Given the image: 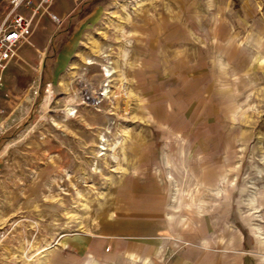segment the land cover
<instances>
[{
    "label": "rangeland",
    "instance_id": "374dc122",
    "mask_svg": "<svg viewBox=\"0 0 264 264\" xmlns=\"http://www.w3.org/2000/svg\"><path fill=\"white\" fill-rule=\"evenodd\" d=\"M52 8L0 87V264H264V0Z\"/></svg>",
    "mask_w": 264,
    "mask_h": 264
},
{
    "label": "built area",
    "instance_id": "2783aa9c",
    "mask_svg": "<svg viewBox=\"0 0 264 264\" xmlns=\"http://www.w3.org/2000/svg\"><path fill=\"white\" fill-rule=\"evenodd\" d=\"M53 0H7L8 9L0 23V87L4 71L10 63L21 62L19 49L31 44L30 38L40 14L49 11Z\"/></svg>",
    "mask_w": 264,
    "mask_h": 264
},
{
    "label": "crops",
    "instance_id": "0c3cea01",
    "mask_svg": "<svg viewBox=\"0 0 264 264\" xmlns=\"http://www.w3.org/2000/svg\"><path fill=\"white\" fill-rule=\"evenodd\" d=\"M53 2L49 6V11L53 13L52 7ZM43 14H40L37 18V21H40L43 17ZM57 17V16H56ZM57 23L59 24L61 22L60 17H57L55 19ZM46 28V26H45ZM31 41V38H30ZM26 45V44H25ZM31 46H34V43L31 41V44H28ZM24 46V45H23ZM21 47L20 50L24 49V47ZM166 246L162 244H157L156 242L151 241V244L149 241H115L110 237L109 240L106 241H99L97 245H91L86 244L84 246V252L79 257H68L65 259H54L51 263L56 264H112L111 262H114V259H132L133 257H137L142 259L141 262L144 264V259H148V262L151 263V259L154 258V254H157V258L159 255L164 254V250ZM85 253H89L90 256H84ZM115 253H120L121 257H118V255H115ZM129 255H132L133 257H129ZM103 260V261H102ZM139 264H142V263Z\"/></svg>",
    "mask_w": 264,
    "mask_h": 264
},
{
    "label": "bare ground",
    "instance_id": "6f19581e",
    "mask_svg": "<svg viewBox=\"0 0 264 264\" xmlns=\"http://www.w3.org/2000/svg\"><path fill=\"white\" fill-rule=\"evenodd\" d=\"M103 70H104V75L108 76V75L110 74L109 69L106 68L105 66H104ZM107 91H108V89L105 88V89H104V92L107 93ZM66 109H67V111H70L71 108L69 107V108H66ZM99 147H100V149H104V146H103V145H101V146H99Z\"/></svg>",
    "mask_w": 264,
    "mask_h": 264
}]
</instances>
